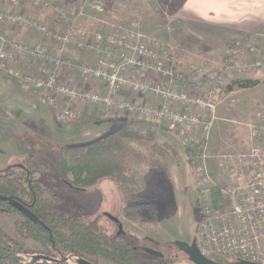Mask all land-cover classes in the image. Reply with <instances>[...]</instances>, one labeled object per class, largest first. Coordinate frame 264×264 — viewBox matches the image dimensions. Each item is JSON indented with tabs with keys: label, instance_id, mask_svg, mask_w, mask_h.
Listing matches in <instances>:
<instances>
[{
	"label": "built area",
	"instance_id": "built-area-1",
	"mask_svg": "<svg viewBox=\"0 0 264 264\" xmlns=\"http://www.w3.org/2000/svg\"><path fill=\"white\" fill-rule=\"evenodd\" d=\"M27 1L52 9L58 19L70 16L56 4L42 0ZM135 0H120L116 7L130 14L126 27L113 25L107 33H93L82 28H68L57 32L24 14L0 9V24L25 29L41 40L33 44L14 41L0 30V72L22 84L33 87L45 100L60 122L75 117L76 104L101 106V118L108 120L115 112L136 117L145 122L178 128L190 150L189 159L200 203L196 245L210 260L226 262L228 257L263 263L261 242L264 238V113L248 125L256 146L246 153L205 156L208 131L215 119L217 102L223 93L222 75L242 77L264 70V58H257L258 46L237 40L224 52L223 71L201 66L189 70L190 75H214L209 82L199 81L196 89L205 87V96L185 92L180 62L168 53H161L157 44L147 38L139 27L136 14L131 11ZM91 8L98 15L105 12L103 0H91ZM258 39L264 42V32ZM48 44L63 51L68 46L94 53L95 63H81L66 56L55 55ZM152 44L154 46H152ZM18 58L34 60L36 74L26 73L18 65ZM177 61V62H176ZM63 72H70L81 80L99 84V88H76L60 81ZM127 94V96L125 95ZM143 99L135 100V97ZM149 99V101L147 100ZM61 103V104H59ZM204 111L205 119L191 110ZM217 158L224 182H218L208 172L205 160ZM218 187L222 201L214 205L211 188Z\"/></svg>",
	"mask_w": 264,
	"mask_h": 264
},
{
	"label": "rangeland",
	"instance_id": "rangeland-1",
	"mask_svg": "<svg viewBox=\"0 0 264 264\" xmlns=\"http://www.w3.org/2000/svg\"><path fill=\"white\" fill-rule=\"evenodd\" d=\"M47 1H50L52 4H56L66 13H69L70 16L67 20H72L79 16L84 17L87 9L90 12L89 18H93L95 17V14H97L90 6L91 0H81L85 3V6L83 7L78 5L77 0H63L62 2L55 0ZM103 1L105 3V12L103 15L107 20H110L111 22L115 23V26L119 27H126L129 25L131 13L120 11L116 7V2L120 0ZM204 1L205 0H135L134 6L131 7V11L138 17L139 27L143 34L157 44V49L160 50L161 53L166 52L174 60L180 62V66H176V68L182 72L181 74H183L185 87L187 86V83L195 85V88L192 91H188L187 88L182 89L185 92L199 95L201 97L205 96L206 94L205 87L196 89V84H198L199 81L209 82L210 79L214 78V75H212V71H210V73H208L206 76H194L190 75L189 70H193L192 68L207 66L212 68V70L219 75L224 69V52L234 42L237 40H247L249 42L253 41L257 46L259 44H264L261 39H259V43L255 42L258 41V38L264 32V30L260 31L259 33H255L254 39L246 36L230 39L216 38L215 36L217 33L211 31L209 27V6L208 3ZM15 5H19V7L30 6L31 13H20L18 10L16 13L31 17L40 22L42 25H45L51 30L57 32H61L62 30L68 28H82L93 33H103L99 32L100 29H96V25H92L90 23L94 22V20L89 21V24L87 25H82L80 23L78 24V22L74 20L73 23H69L67 25L65 23L61 26H52L49 22L46 20L44 21L37 15L39 13L42 14L43 12H47L46 10H42V8H45L42 5H36L27 1L15 2ZM50 11L52 14H55H53L54 17L58 18L52 9H50ZM49 13L44 18L51 20V17L53 16L51 13ZM0 30L5 34L7 33L8 36L14 41L29 45L40 42L41 40L39 37H37V35L25 29L7 27L0 24ZM50 46L52 45L48 44V47L51 50ZM152 46L154 45L152 44ZM55 47L56 52H53L55 55H61V53L66 49H70L71 52L76 50V48L72 46L64 48L63 51H61L57 45ZM258 48L259 51L256 54L257 58H264V50L261 51L260 46ZM94 58L95 60H93L92 63H95L97 56L95 55ZM23 60H27L25 61L27 64L34 65L35 72H33L34 70H26L23 68V64L25 63ZM17 61L19 67L22 68L26 73H37L39 66L34 60L18 58ZM244 76L250 78V80L256 81L257 83L254 85L257 88L256 91L259 92L258 94L264 95V70H257ZM66 77H68L69 80L72 79V81H75L73 74L70 72H63L60 75V81L69 86H76V82L69 83V80H67ZM233 78L238 77H234L233 74L224 73L222 75L219 81L223 89H226V86L229 85V82ZM85 83L86 84H81L77 87L82 89H86V85L90 87V82ZM97 88L99 87L91 90H96ZM31 90L33 91L35 89L29 85L22 84L20 81L0 72V97L1 94H8L10 99V107L8 109L9 115L6 113L5 109L0 108V119L4 117V119L7 121L9 119L10 122H8L9 129H5V127L8 126V124L6 125L7 122H4V125L1 127L2 129H0V170L19 165H24L37 170L44 174L42 176L44 185L54 190L55 199L61 200V208L73 209L76 216L86 218L99 217V223L101 227L108 233L116 232L118 227V225L110 217L116 219L120 218L121 222L119 226H121V230L131 237L135 246L143 247L144 245L145 247L155 249L161 253H164L165 255L173 254L172 256H175L176 261L174 264H192L187 260V256L184 255V253L178 251L173 244L175 240L185 241L188 243H192L193 241L196 242L198 223L201 219L200 203L198 198L199 196L195 186L192 165L186 151L187 142L184 141L183 136L180 135L183 147H181L178 152L173 150L175 153L173 157L160 159L163 164H165V169L152 167L139 161L133 163L132 168L137 172L140 178L139 189L140 193L143 195L141 200H146L145 197L150 196L152 198L151 206L156 207L157 209L156 211H153L152 207H148L147 209L145 208L141 210V212L145 213L148 218L146 219L143 216V219L131 222L124 219L121 215L123 206L122 195L117 185L113 181L105 179L100 181L93 188L77 191L63 183L56 175L52 165L53 157L49 155V151L51 152V146L63 147L64 152L69 160H72L73 157L69 151L67 152V149H73V146L64 145L69 143L70 137L65 136V140H60V138L58 139L55 136L53 137L52 133H50L49 138H47L48 135L44 132L46 131L45 128L35 124L32 118L34 116L33 103H29V99L35 95L31 92ZM40 97L47 105L41 95ZM22 98H25L26 100L24 101ZM18 107L26 110L25 113L27 119H18V117L15 115V113H18L16 112ZM217 107L215 119L212 121L211 127L208 131V139L205 142L206 149L204 154L205 156L238 154L232 151H225V148L219 149L212 147V132L215 128L223 129L221 138L226 139V137L229 135L228 129H230L232 124L235 127H245L248 129V125L257 120L256 118L259 114L264 113V101L260 105L261 110H256L254 116H252L251 119L248 118V120L246 119L245 121H239L235 123L229 121L226 118V116L232 114V112H228L227 104L223 106L224 110L223 112L221 111L219 115L217 113ZM75 110V117L72 120L65 122L58 121L54 113L52 111L51 113L54 121L57 124L62 127L73 128L79 123L81 126H83V123H87L86 120L82 118V111L88 112L89 117H92V119H88V122L90 121V123L93 124V128L96 130L94 129L89 131L90 133L88 137L86 136V140L92 139L93 136L97 135V132H101V128L103 126L102 122L116 119L119 120L121 118L128 120V118H131L122 112H115L112 115V118L104 120L101 118L103 109L101 108L100 112H98L99 109L90 104H76ZM98 113L100 117L96 118L95 116ZM200 116L208 119L206 115ZM12 120L18 123L12 124ZM161 126L165 127V125ZM25 130H27L28 133H24ZM2 131L5 132L3 133ZM83 132H85V130ZM155 140L158 143H165L161 142L162 140H157L156 138ZM131 143L133 146L142 151L146 157L154 158L144 143L133 141ZM254 146L256 145L253 140V143L248 149ZM22 148L26 149L23 150ZM73 150L75 152V149ZM17 151L21 154L17 155ZM246 152H248V150ZM210 160L219 159L210 158ZM206 168L210 173L207 166ZM160 203L165 205V207L163 206V208H165V212H163V209L159 208ZM16 220H19L18 216L0 213V228L6 233L7 236L20 244L25 250L30 252H41L42 247L38 242L27 238H21L15 233L14 222ZM147 236H153L155 239L150 240ZM261 250V260L264 264V238L261 242ZM26 256L27 255L23 256L24 261L29 259ZM94 260L97 264H110L101 256L92 257L91 261ZM1 264L9 263L2 262Z\"/></svg>",
	"mask_w": 264,
	"mask_h": 264
},
{
	"label": "trees",
	"instance_id": "trees-1",
	"mask_svg": "<svg viewBox=\"0 0 264 264\" xmlns=\"http://www.w3.org/2000/svg\"><path fill=\"white\" fill-rule=\"evenodd\" d=\"M256 83L250 79L235 81L238 87H252ZM130 141L144 143L154 158L146 157ZM50 149L54 172L70 188L83 191L102 180L113 181L122 195L121 215L131 222L143 219L139 210L148 206L141 200L140 178L132 168L133 163L139 161L165 169L160 159L175 154L167 143H158L152 132H140L130 126L117 127L96 139L74 145L72 160L67 158L63 147ZM186 151L189 156L190 150ZM43 175L24 165L0 170V213L18 216L19 220L14 222L15 233L42 247L41 252L27 251L0 228V264H79L83 260L97 264L91 261L95 256L103 257L110 264L176 262L173 254L162 253L160 258L147 254L118 227L114 233L106 232L99 217L76 216L73 209L61 208V200L55 199L54 190L44 185ZM211 200L214 205L222 201L218 187L211 188ZM24 255L29 258L27 261ZM237 260V257H228L226 262Z\"/></svg>",
	"mask_w": 264,
	"mask_h": 264
},
{
	"label": "crops",
	"instance_id": "crops-1",
	"mask_svg": "<svg viewBox=\"0 0 264 264\" xmlns=\"http://www.w3.org/2000/svg\"><path fill=\"white\" fill-rule=\"evenodd\" d=\"M47 1V0H46ZM55 1H63V0H55ZM198 1V0H196ZM78 5L83 7L85 6V3L81 0H77ZM203 2V1H202ZM204 2L208 3L209 6V27L210 30L213 32H216V38L219 39H230V38H237V37H249L251 39H254V34L259 33L260 31L264 30V0H205ZM37 5V4H36ZM0 9H4L11 12H20V13H31L30 6H20L15 5V2L12 0H0ZM42 10H46L47 12H43L42 14H37L41 19L44 21L46 20L49 22L52 26H61L66 23H73L74 20L78 22V24L87 25L89 24V21L92 25H96V29H100L99 32L107 33L111 30V27L115 25V23L111 22L110 20H107L104 15H98L95 14V17L89 18L90 12L87 9L84 17H76L72 20H60L52 14L50 9L42 8ZM51 13L52 16L51 20L48 18H44L48 13ZM49 13V14H50ZM80 14V13H79ZM82 16V14H81ZM72 25V24H71ZM95 29V30H96ZM97 31V30H96ZM7 34V33H6ZM8 35V34H7ZM38 37V36H37ZM257 39V38H255ZM258 41H255L256 43H259ZM50 46L52 52H56V47L53 44ZM264 45V44H263ZM263 45L259 44L261 51L264 50ZM75 50V49H74ZM62 56H66L70 59H73L74 61H81L83 63H92L93 60H95L94 53L81 51V50H75L74 52H71L70 49H66L61 53ZM27 60H23L25 62ZM33 67V68H32ZM23 68L26 70H34V65L27 64L26 62L23 64ZM67 75V74H66ZM74 80H69L68 77H66L68 82H76L73 87L80 86L81 84H86L85 82H90V87L85 86L88 89H94L96 87H99V84L96 82H92L90 80H81L78 77L74 76ZM239 79H250L246 76H242L239 78H233L229 85L226 86V89L223 90V93L220 95L218 100V107H217V113H219L223 110V106L225 104L228 105L227 109L228 112H232L231 115L226 116V118L231 122H239V121H245L251 119L252 116H254L256 110H261V103L264 101V95L258 94L259 92L256 91V86L252 87H238L235 84L236 80ZM228 83V82H227ZM89 84V83H88ZM181 83L182 88H187L188 91H192L195 88L194 84H186ZM78 88V87H77ZM34 96L30 98L29 103H33V120L35 124H38L39 126L45 128L46 131H44L49 138L50 133H52L53 137L64 139L65 136L70 137L69 143H66L64 145L67 146H74L77 144L85 143L87 141L96 139L114 129L120 126H130L135 128L138 131H150L153 133L155 138L157 140H162L161 142L168 143L175 152H178V150L183 147L182 141H181V134L180 130L178 128H169L164 127L159 124H153L150 122H145L139 118L131 117L126 120L125 118L116 119L112 121H106L102 122L103 126L101 128V132L98 133L96 136H93L92 139L86 140V136L88 137L89 131L94 130L93 124L88 122V119L92 117H89V113L82 111V118L86 120L87 123L81 124L79 123L77 126H74L73 128L70 127H62L59 124H57L52 116L51 110L48 108V106L42 101L40 94L36 90H31ZM8 94H1L0 97V108L5 109L6 113H8V109L10 107V99ZM127 96V94H125ZM24 101L26 100L25 98ZM135 100L143 99L141 97H135ZM149 101V99H147ZM95 108L99 109L98 112H100L101 106H94ZM77 108V106H76ZM37 109V111H36ZM103 109V108H102ZM25 109L18 107V110H16L15 115L21 119H27ZM194 113H198L200 115H205L204 112L192 109L191 110ZM226 111V110H225ZM9 115V113H8ZM222 115V113H221ZM10 117V116H9ZM100 117L99 113L95 116ZM0 119V129H2V125H4V122H7L6 125L9 122L6 119ZM90 120V119H89ZM237 120V121H236ZM20 121V120H18ZM98 122V121H97ZM10 123V122H9ZM18 123L14 122L12 120V124ZM101 123V122H100ZM243 123V122H242ZM80 125V126H79ZM4 127V126H3ZM4 129V128H3ZM5 129H9L8 126L5 127ZM85 132H83L84 130ZM83 130V131H82ZM96 130V129H95ZM3 133L5 131H2ZM8 132V131H7ZM229 135L225 138H221V135L223 134V129L215 128L212 132V147H216L219 149L225 148V151H232L234 153H244L248 150L249 146L253 143V140L251 138L250 132L245 127H235L233 124L230 126V129H228ZM24 133H28L27 130H25ZM8 134V133H7ZM10 135V134H9ZM8 136V135H7ZM65 140V139H64ZM208 145V144H207ZM23 149V148H22ZM26 149V148H25ZM23 149V150H25ZM71 153V156L73 157L74 150L68 148L67 152ZM21 153L17 151V155H20ZM206 166L208 167L211 176H213L214 179H216L218 182H224L226 180V176L222 173L220 161L219 160H205ZM141 198H143V195L141 194ZM146 200H143L144 203H147L148 206H143L139 212L147 219L145 213L141 212L143 209H147L148 207H152L153 211H156V207L151 206V197L147 196L145 197ZM164 204L159 205L160 209H163V212H165ZM121 219L118 218V223L120 224ZM117 224V223H116ZM150 240L155 239L153 236H147Z\"/></svg>",
	"mask_w": 264,
	"mask_h": 264
},
{
	"label": "water",
	"instance_id": "water-1",
	"mask_svg": "<svg viewBox=\"0 0 264 264\" xmlns=\"http://www.w3.org/2000/svg\"><path fill=\"white\" fill-rule=\"evenodd\" d=\"M110 218L115 223H117L118 229L119 231H121V226H119L118 219L112 218V217ZM173 244L180 252L184 253L187 256L188 260L192 264H263L259 262H250V261L240 260V259L234 262H216V261L210 260L207 257L203 256L199 252L195 241H193L192 243H188L185 241L175 240ZM142 250L153 257L160 258L163 255L161 252L155 249L149 248V247H142ZM79 264H93V263L87 260H83V261H80Z\"/></svg>",
	"mask_w": 264,
	"mask_h": 264
}]
</instances>
